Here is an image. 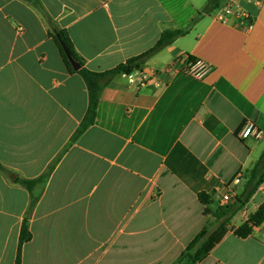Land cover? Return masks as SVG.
Listing matches in <instances>:
<instances>
[{
  "label": "crops",
  "instance_id": "1",
  "mask_svg": "<svg viewBox=\"0 0 264 264\" xmlns=\"http://www.w3.org/2000/svg\"><path fill=\"white\" fill-rule=\"evenodd\" d=\"M38 1L42 9L0 0V264H16L25 221L21 264H176L223 194L235 195L227 217L241 206L236 196L264 156V0L240 1L251 29L218 19L229 0L210 12L209 0ZM44 13L96 72L145 53L164 31H190L143 67L163 72V87L115 77L94 125L72 141L89 92ZM182 55L212 70L202 80L165 72ZM249 122L261 139L239 137ZM43 176L33 193L20 183ZM263 202L264 182L200 264H264V222L246 238L234 233Z\"/></svg>",
  "mask_w": 264,
  "mask_h": 264
},
{
  "label": "trees",
  "instance_id": "2",
  "mask_svg": "<svg viewBox=\"0 0 264 264\" xmlns=\"http://www.w3.org/2000/svg\"><path fill=\"white\" fill-rule=\"evenodd\" d=\"M40 9H42L41 4L38 0H30ZM221 0H209L207 11H213L220 7ZM45 14V13H44ZM48 18V16L45 14ZM196 18L193 24L197 21ZM50 25H54L52 21L48 18ZM52 31L49 33L51 37L54 38L57 43L62 58L68 71L71 74L80 75L85 81L88 92H89V105L85 117L81 123L80 128L77 130L72 141L78 139L89 127L93 126L97 116L99 102L101 100L102 93L104 89L111 83V81L123 74L132 73L135 70L143 69L147 61L155 56L157 53L165 49L167 46L171 45L176 39L187 35L190 28L187 29H175L164 31L161 38L158 40L156 45L146 51L145 53L128 60L126 63L119 65L113 70L96 72L92 71L86 66L85 59L77 52L67 30L60 29L57 26H52ZM70 54L71 58L79 64V69H75L69 60L67 52ZM1 167V166H0ZM45 182V177H41L38 180H20V183L29 189L33 193L34 186L37 184H42ZM264 182V156L256 164V166L248 173L246 187L241 197L236 196V200L240 201L241 206L235 209V213L232 214L225 220L221 226H219L211 234L208 227L204 228L197 237L188 245L185 252L181 255L180 259L176 264H200L211 252V250L223 239L225 233L227 232V222L230 221L237 212L242 210L247 202L256 194L260 186ZM37 197L33 195V205L35 204ZM199 200L203 205L208 207L212 203V197L206 193L199 194ZM233 207L230 205L222 206L219 208L217 213L214 215L217 218L226 217L227 211L232 210ZM234 211V210H233ZM205 215H208V208L205 209ZM264 222V202L259 206V208L249 217V219L237 227L234 233L241 237L246 238L251 236L255 227L260 226ZM32 238V234L29 229L28 221H25L20 236V245L17 255L16 264H21L22 260V248L23 245L29 242Z\"/></svg>",
  "mask_w": 264,
  "mask_h": 264
},
{
  "label": "built area",
  "instance_id": "3",
  "mask_svg": "<svg viewBox=\"0 0 264 264\" xmlns=\"http://www.w3.org/2000/svg\"><path fill=\"white\" fill-rule=\"evenodd\" d=\"M240 1L243 0H229L222 8H220L218 19L224 22L226 18L236 16L237 18L241 19V21L246 23L248 29H251L253 27L251 16L240 5ZM211 70V65L205 61L194 59L188 55H182L179 56L172 64H170L165 72L169 74L181 72L195 79L202 80L209 74ZM162 74L163 72L161 71L150 73L145 69H140L135 70L132 73H123L121 75L126 78L130 84L134 85L138 90H140L150 85L154 86L155 88L163 87L164 84L160 79ZM239 137L241 139L254 137L255 139L259 140L263 137V131L254 123L249 122L240 131ZM241 179L242 175H239V177L235 180V183L239 184ZM234 197L235 195L231 189L227 193L223 194V206L228 205Z\"/></svg>",
  "mask_w": 264,
  "mask_h": 264
},
{
  "label": "rangeland",
  "instance_id": "4",
  "mask_svg": "<svg viewBox=\"0 0 264 264\" xmlns=\"http://www.w3.org/2000/svg\"><path fill=\"white\" fill-rule=\"evenodd\" d=\"M231 202H232V200L229 202L228 205H230ZM212 209H214V210H218V209H219V207H218V203H217V202H215V204L212 205ZM254 209H255L254 207H250V208H249V211L252 212ZM230 211H233V209L230 210ZM227 218H228L227 216H226V217L224 216V217H222V218H217V217H216V219H214V221H212V222L210 223V226L208 227L210 234H211L213 231H215L219 226H221L223 223H225V220H226ZM231 218H232V217H231ZM226 224H227V226H228L229 224H231V220L228 221Z\"/></svg>",
  "mask_w": 264,
  "mask_h": 264
},
{
  "label": "water",
  "instance_id": "5",
  "mask_svg": "<svg viewBox=\"0 0 264 264\" xmlns=\"http://www.w3.org/2000/svg\"><path fill=\"white\" fill-rule=\"evenodd\" d=\"M66 52H67V55H68V57H69V60L71 61V63H72V65H73V67L75 68V69H79V64H77L72 58H71V56H70V54L68 53V51L66 50Z\"/></svg>",
  "mask_w": 264,
  "mask_h": 264
}]
</instances>
